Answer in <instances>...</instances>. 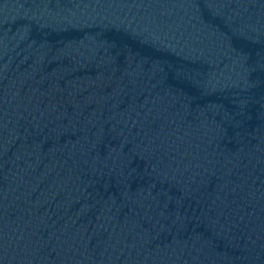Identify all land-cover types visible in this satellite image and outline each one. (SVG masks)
I'll use <instances>...</instances> for the list:
<instances>
[{"label": "water", "instance_id": "water-1", "mask_svg": "<svg viewBox=\"0 0 264 264\" xmlns=\"http://www.w3.org/2000/svg\"><path fill=\"white\" fill-rule=\"evenodd\" d=\"M0 264H264V0H0Z\"/></svg>", "mask_w": 264, "mask_h": 264}]
</instances>
